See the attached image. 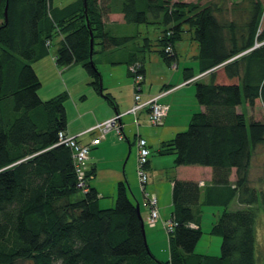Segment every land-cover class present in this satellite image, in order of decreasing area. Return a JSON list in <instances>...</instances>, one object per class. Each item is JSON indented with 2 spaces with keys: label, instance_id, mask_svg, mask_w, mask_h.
I'll return each mask as SVG.
<instances>
[{
  "label": "trees",
  "instance_id": "trees-1",
  "mask_svg": "<svg viewBox=\"0 0 264 264\" xmlns=\"http://www.w3.org/2000/svg\"><path fill=\"white\" fill-rule=\"evenodd\" d=\"M115 11L128 24H163L154 50L169 64L182 33L192 32L199 48L198 70L210 72L208 81L194 84L203 110L192 113L187 128L161 141L155 150L159 155L173 154L176 165L212 171L205 201L200 200L197 181L173 179L170 220L175 227L168 235L167 260L150 251L138 202L130 197L126 180L118 182L115 203L108 208L99 207L98 191L88 181L93 171H86L85 183L78 187L71 151L59 140V132L66 129V95L40 99L41 83L32 67L59 33L56 64H80L89 84L102 92L101 74L92 58L96 48L125 47L131 40L105 29L106 14ZM248 12L249 19L238 26L226 21L212 3L75 0L53 7L52 0H0V264H261L255 254L254 226L255 205L264 201V191L251 186L249 169L253 147L264 144V115L247 123L245 112L238 110L258 104L264 109L260 1H252ZM145 42L127 61L132 81L131 66L142 78L136 91L144 77V52L151 50L150 41ZM255 42L256 48L237 56ZM183 75L188 79L194 72L186 68ZM262 167L264 173V161ZM215 185H228L224 209L209 230L221 237L217 256L194 251L202 234L201 206L220 202L209 198ZM79 190L83 195L73 200ZM234 197L243 207L228 210L226 202ZM192 222L195 227L189 225Z\"/></svg>",
  "mask_w": 264,
  "mask_h": 264
},
{
  "label": "crops",
  "instance_id": "crops-1",
  "mask_svg": "<svg viewBox=\"0 0 264 264\" xmlns=\"http://www.w3.org/2000/svg\"><path fill=\"white\" fill-rule=\"evenodd\" d=\"M104 22L105 29L111 34L129 36L131 40L128 43L129 45L127 44L125 47L112 48L106 51L99 50V47L96 48L97 52L93 54L92 58L101 74L100 83L102 92L101 90H96L89 84L90 78L80 64H71L68 66L57 65L55 61L56 50L49 59V47L53 42L52 37L48 45V53L32 64L38 78H40L39 71L45 67L51 71L50 73H55L52 81H46L47 88L43 89V84L40 81L41 86L38 90V95L42 100H47L60 93H64L68 97L67 102H65V100L63 102L66 115L65 130L69 134L76 135L77 140L81 143H89L90 140L97 135V130L88 132V129L95 124L112 117L116 113L122 114L120 123L122 125L123 138L120 139L116 131L111 130L102 138L100 144L94 145L90 149L86 163L87 170L93 171L90 185L98 191V202H100V199L109 197V199L103 203L104 205H112L115 201L118 182L126 180L130 187V197L140 205V213L144 221L145 236L150 251L159 260H167L169 258L168 234H166L160 222L154 227H150L146 224L149 211L147 207L143 205L144 195L141 201L137 195V188L139 189L140 187L138 186V179L134 172L137 154L136 138L140 135L146 139L149 149L151 146L155 151L161 141L170 139L177 132L186 129L192 113L203 110V107L197 102L194 95L195 81H208L210 72H199L197 58L199 48L197 42H193L191 37L187 43L180 44L178 47L174 45L176 56L173 62L176 63V67L173 68V62L170 64L168 63V67L171 65V70H168V67H164L161 63L159 59L160 55L154 50L155 47H157L155 46V42L154 45L151 44L152 33H150L149 30H152L153 27H149V25L141 27L140 25L128 24L125 22L122 13L118 11L108 12L104 18ZM120 30L122 33L119 32ZM153 32L155 33L153 37L157 39V37H159V34H157L158 31L155 29ZM55 37L58 38V45L59 41L62 39V35L56 33ZM188 38L189 37H186L187 40ZM146 39L150 41L151 50L144 52L142 60L144 77L140 83L138 92L142 99H147L162 91H168V93L160 99L161 103L167 105L168 112L162 124L158 125L160 127L153 131L155 136L153 139H150L148 134L146 135L142 131V128H147L151 125L148 121L147 107L141 109L136 117L130 113H125L131 106L135 93L132 77L128 71L127 61L132 58L130 57L131 52L136 51V49H141V46L146 44ZM188 44L191 46L190 51L187 49ZM149 51L154 52L153 55L149 53ZM146 56H148V62ZM150 64L152 66L154 64L157 65L156 69L153 68L154 70L152 71ZM180 64L183 66L182 69L179 68ZM186 68L194 72V76L188 78L191 80L187 83L186 81L188 79H185L183 75V70ZM258 106L263 109L261 104H258ZM252 108L253 107L243 106L241 108L238 107V110H243L247 113ZM155 154L156 155H153L151 158L149 154L148 162L145 167L148 175L145 191L150 180V192L157 198V206L160 215L159 221L168 220L172 217L171 191L174 178L197 181L201 189L200 200L205 201L207 198L206 192L212 185V171L209 167L199 165H176L174 163L175 156L173 154L159 155L156 152ZM107 155H109L108 159H106ZM129 159L132 164L131 171L126 172L125 167ZM124 162L125 165L122 164ZM97 178L102 181L107 180L109 183L107 185L109 190H107L106 187H102L101 182H97ZM234 179L235 172L233 170L229 185L231 189L234 187ZM159 182L163 184L161 189L158 187ZM139 190L141 191V188ZM108 193L110 194L109 196ZM227 195L228 185H215L213 187V193L209 198L220 202L215 204H205L204 202V205L201 206L202 215L198 225L200 229L202 218L204 213H206L205 209L207 207H215V211L211 213L214 218L213 222L211 221L213 224L224 209L223 205L225 203L223 201H225L224 199ZM226 203L227 209L229 206H233V210L243 207V205L238 202L237 197L231 198ZM142 209H144L145 212H143Z\"/></svg>",
  "mask_w": 264,
  "mask_h": 264
},
{
  "label": "rangeland",
  "instance_id": "rangeland-1",
  "mask_svg": "<svg viewBox=\"0 0 264 264\" xmlns=\"http://www.w3.org/2000/svg\"><path fill=\"white\" fill-rule=\"evenodd\" d=\"M73 1H75V0H52V6L53 7H62V6L66 5L70 2H73ZM182 1L194 2V3L204 4V5L207 3H212L215 6L219 7V9L221 10V14H223L222 17H224L226 19V21L233 20L236 23V25L239 26L249 19L248 10L250 8L252 1H255V0H182ZM259 1L262 5V9H263L262 16H263V14H264V0H259ZM262 16H261V21L259 24L258 31L264 25V19L262 18ZM132 25H140L141 27L145 26L144 24H132ZM163 26H164L163 24L162 25H159V24L158 25H149V27H153L152 30H149L150 33H152V39H151L152 45H154V42L156 40V38L153 37L155 34L153 32V30L156 29L158 31L157 34H160V31H161ZM184 28H187V26H184ZM119 32L122 33L121 30ZM191 34H192V32H190V31L183 32L182 33L183 38L180 41L176 42L175 47H178L180 44H184V43L189 42ZM186 37H189L188 40L186 39ZM192 41L195 42L194 40H192ZM57 42H58V38H56L54 35L52 45H50V47H49V49H50L49 59L52 56V54L55 52V50L57 49V46H58ZM258 45H259L258 43L253 44L249 49L239 53L238 55L245 54L248 52V50L250 51L251 49L256 48ZM187 49H188V51L191 50L190 44H188ZM149 53H151L153 55L154 52L149 51ZM146 59L148 62V56H146ZM159 59H160L161 63L163 64V66L167 68L169 64L166 62V60H164L161 56L159 57ZM172 66H173V68L176 67V63L173 62ZM179 66H180L179 67L180 69L183 68L182 64H180ZM150 67L153 71L154 70L153 68L156 69L157 65L154 64L153 66L151 65ZM170 68H171V65L167 69L171 70ZM50 72L51 71L46 67L43 68L41 71H39V77H40L39 79L43 84V89L47 88V82L46 81H52V79L54 77L55 73L52 74ZM190 80L188 79L186 81V83L189 82ZM135 84L136 83L133 82L134 86H135ZM167 93H168V91H162L161 93H159L155 96H158V100L160 101V99ZM134 96H135V93L133 95V98H134ZM149 98H147V99H149ZM67 99H68V97L66 96L65 102H67ZM147 99H142V101H146ZM133 103H134V101L132 102L131 106L133 105ZM125 113H127V112H125ZM263 115H264V111L258 105L254 106L247 113H245L247 123L249 122V120L251 118L255 119V120H260V119H262ZM104 126L105 125H103V127ZM159 127L160 126H158V125L157 126L149 125L147 128H142V131L144 132V134H146V135L148 134L150 139H153V138H155L153 131ZM93 130H96V129H94V128L88 129V132L93 131ZM74 137H76V139H77L76 135ZM95 137H97V136H95ZM138 137H141V136L139 135ZM150 150H151V152H150V158H151L153 155H156V154H155V151L153 150V148L151 146H150ZM70 151H71V149H70ZM71 155H72V152H71ZM108 156L109 155L106 156V159H108ZM251 158H252V160H251L252 162H251V169L249 172V183L251 184V186H254V187L264 191V173H263V167H262V163L264 161V159H263L264 158V144H257L256 146L253 147ZM262 159H263V161H262ZM122 164L125 165V162ZM131 165H132L131 160L129 159L128 162L126 163V167H125L126 172L131 171ZM134 172H135V175L137 177L136 168H134ZM90 180H91V178L88 181L90 182ZM97 182H101V186L106 187L107 190H109V187L107 186L109 183L107 180L102 181L101 179L97 178ZM138 183H139V181H138ZM138 186L140 187V184ZM150 186H151V184H150V180H149V184L146 187L147 193L150 192V189H149ZM162 186H163L162 182H159L158 187L161 189ZM139 189L137 188V190H138L137 195L141 201L143 199L144 191L141 189V191H142L141 192ZM150 193H152V192H150ZM82 195H83V192L81 190H79L78 192H76L72 195V199L77 200V199L81 198ZM109 195L110 194L108 193V196ZM130 195H131V192H130ZM107 199H109V197H105L103 199H100V202H98L100 208H108V207H112L114 205L115 201L112 205H104L103 202H105ZM255 206L257 208V218L255 221V226H254L255 227V254L257 257V261L262 264L264 262V201L262 199H260L259 202ZM141 208H143V207H141ZM214 208L215 207H207L205 209L206 213H204V216H203L202 222H201L202 234H201L200 238L198 239V241L195 245V248H194V251L196 253L216 255V256L220 255L221 237L219 235L209 233V228L212 224L211 221L213 222V220H214V218L211 214L212 212L215 211ZM233 208H234L233 206H229L228 210H233ZM142 210H143V212H145L144 209H142ZM159 220L160 219H158V221H156V224L158 222H160L162 224L163 220H161V221H159ZM156 224L154 226H156ZM154 226H150V227H154ZM161 226L164 229V231L166 232V234L170 235V231H168L167 228L164 227L163 224ZM146 242H147V240H146ZM20 264H27V263L23 262Z\"/></svg>",
  "mask_w": 264,
  "mask_h": 264
},
{
  "label": "built area",
  "instance_id": "built-area-1",
  "mask_svg": "<svg viewBox=\"0 0 264 264\" xmlns=\"http://www.w3.org/2000/svg\"><path fill=\"white\" fill-rule=\"evenodd\" d=\"M166 51H171L170 47L166 48ZM131 71L135 73L134 82L137 83L142 78L140 75L136 74L135 66L130 67ZM134 103L129 109L126 111L127 113L132 114L136 117L138 111L143 109L144 107L148 108V121L151 125L157 126L161 125L164 118L167 115L168 107L164 103H161L158 100V96H153L147 99L146 101H142L141 95L138 91L135 90V96L133 98ZM122 114H115L110 118L104 119L101 122H98L91 128L97 130V137H94L90 140L89 143H81L79 142L74 135L69 134L66 130H62L59 132V140L60 143L65 144L71 149L73 163L75 167V173L77 176V185L81 187L85 183L86 171H87V160L90 149L94 145L100 144L102 138L111 130H115L120 139L123 138L122 133V125L120 123V117ZM103 125H105L103 127ZM90 128V129H91ZM136 173L137 178L140 184L141 189L144 191V201L143 205L148 209V216L146 219V223L149 226H154L156 221H158L160 215L157 206V198L154 194L145 192V184L147 182V173L145 171V165L147 163L148 155L150 153L149 148L147 146V142L142 137H137L136 139ZM162 224L167 228L168 231H172L175 227V222L173 220H163ZM192 227H195L193 223L189 224Z\"/></svg>",
  "mask_w": 264,
  "mask_h": 264
},
{
  "label": "water",
  "instance_id": "water-1",
  "mask_svg": "<svg viewBox=\"0 0 264 264\" xmlns=\"http://www.w3.org/2000/svg\"><path fill=\"white\" fill-rule=\"evenodd\" d=\"M92 47H93V41H92V37H90V49H92ZM89 55H90V60H91V55H92L91 50H90V54ZM136 209H137L138 213L140 214V208H139V204L138 203H136ZM141 227H142V230H143L144 235H145V227H144V222H143L142 217H141Z\"/></svg>",
  "mask_w": 264,
  "mask_h": 264
}]
</instances>
